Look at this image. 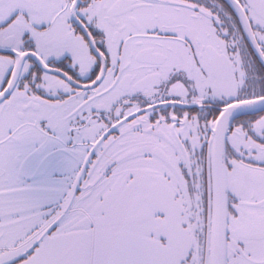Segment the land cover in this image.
I'll return each instance as SVG.
<instances>
[{"label":"snow or ice","instance_id":"obj_1","mask_svg":"<svg viewBox=\"0 0 264 264\" xmlns=\"http://www.w3.org/2000/svg\"><path fill=\"white\" fill-rule=\"evenodd\" d=\"M0 264H264V0H0Z\"/></svg>","mask_w":264,"mask_h":264}]
</instances>
